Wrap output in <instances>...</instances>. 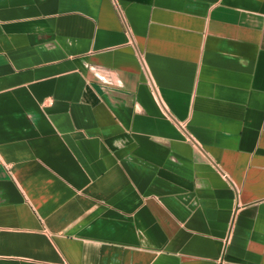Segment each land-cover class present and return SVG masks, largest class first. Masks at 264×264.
<instances>
[{"label":"crops","instance_id":"0c3cea01","mask_svg":"<svg viewBox=\"0 0 264 264\" xmlns=\"http://www.w3.org/2000/svg\"><path fill=\"white\" fill-rule=\"evenodd\" d=\"M0 264H264V0H0Z\"/></svg>","mask_w":264,"mask_h":264}]
</instances>
